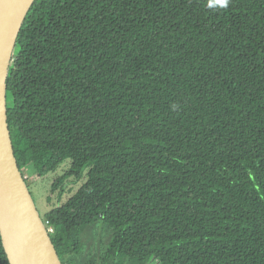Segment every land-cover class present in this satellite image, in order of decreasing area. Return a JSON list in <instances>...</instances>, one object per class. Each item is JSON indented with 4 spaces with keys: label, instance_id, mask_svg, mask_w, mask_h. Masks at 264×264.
I'll return each mask as SVG.
<instances>
[{
    "label": "trees",
    "instance_id": "16d2710c",
    "mask_svg": "<svg viewBox=\"0 0 264 264\" xmlns=\"http://www.w3.org/2000/svg\"><path fill=\"white\" fill-rule=\"evenodd\" d=\"M6 109L61 264H264V0H35Z\"/></svg>",
    "mask_w": 264,
    "mask_h": 264
},
{
    "label": "water",
    "instance_id": "95a60500",
    "mask_svg": "<svg viewBox=\"0 0 264 264\" xmlns=\"http://www.w3.org/2000/svg\"><path fill=\"white\" fill-rule=\"evenodd\" d=\"M35 0H0V238L9 264H61L17 166L7 125L6 79Z\"/></svg>",
    "mask_w": 264,
    "mask_h": 264
},
{
    "label": "rangeland",
    "instance_id": "374dc122",
    "mask_svg": "<svg viewBox=\"0 0 264 264\" xmlns=\"http://www.w3.org/2000/svg\"><path fill=\"white\" fill-rule=\"evenodd\" d=\"M71 161L65 160L60 166L53 172L48 173L42 178H32L30 175L25 174V178L29 179L31 184H29V192L33 198L34 204L36 206L37 211L40 216L43 215L53 207V205L57 204L56 195H50V189L52 183L55 179L62 177L66 174L67 171L70 170ZM86 181V170L80 178H75L74 175L67 176L64 182V195L61 198L62 202H65L68 197L76 192L78 188L82 186V184ZM51 196V201L49 203L46 202V198ZM95 239L96 244H100V242L105 241L104 231L100 225H98L92 231L91 238ZM146 264H160L159 261L155 257H151Z\"/></svg>",
    "mask_w": 264,
    "mask_h": 264
},
{
    "label": "built area",
    "instance_id": "2783aa9c",
    "mask_svg": "<svg viewBox=\"0 0 264 264\" xmlns=\"http://www.w3.org/2000/svg\"><path fill=\"white\" fill-rule=\"evenodd\" d=\"M46 231H47V233H48L49 235L53 232V230H52L51 228H46Z\"/></svg>",
    "mask_w": 264,
    "mask_h": 264
}]
</instances>
